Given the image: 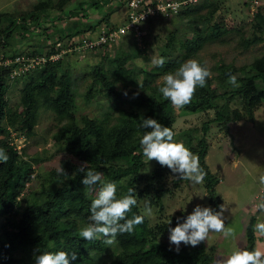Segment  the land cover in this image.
Masks as SVG:
<instances>
[{"label": "rangeland", "instance_id": "374dc122", "mask_svg": "<svg viewBox=\"0 0 264 264\" xmlns=\"http://www.w3.org/2000/svg\"><path fill=\"white\" fill-rule=\"evenodd\" d=\"M38 1L41 0H0V14L21 16L29 12ZM88 1L98 3L96 9L90 7L87 10H97L100 17L106 16L110 19L107 21L104 20L105 18L99 19L94 24L93 18L88 17L84 21L81 18L73 23L69 18L63 21L54 19L56 12L53 11L50 14L51 18L48 19L49 22L47 20L43 22V24H53L50 29L45 27L49 29L48 34L42 29L43 20L39 24V30L31 26L32 29L29 28L24 33L19 27L14 28L12 36L1 52L5 56L13 53L22 54L29 60L24 67H21L25 71L23 75L30 72L29 75H20L13 81L10 78L6 94L7 114L3 122L9 133V143L15 147L22 160L32 165L34 172L26 185L22 200L32 197V194L41 188L54 184L51 171L57 170L60 161L68 157L63 153L61 129L69 125L71 119L78 124L90 119L108 128L116 124L125 115V111H132L136 106L141 107L140 98L147 97V93L140 88L145 77L142 70L156 74L154 82L150 84L152 88L163 85V77L168 73H175L184 62L196 60L210 70L211 76L207 82H210L211 89L219 94L223 88L222 82L216 80L219 67L229 66L234 68L236 76H242L249 71V66L255 60L264 55V26L262 33L257 34L261 37V41L245 45L246 41L254 37L255 15H249L244 0H199L198 4L188 7L194 9L193 15L188 17L178 15L169 19L171 22L160 24L153 32L145 31L146 37L142 36L140 42L131 39L123 43L120 41L105 52L102 49L87 53L76 52L73 50L76 45L68 47L71 50L68 51V48L63 49L61 46L65 44L69 46L73 43V39L65 41L67 38L62 36V40L53 50L62 48L59 54L62 62L61 72L67 71L69 75L74 94L72 100L74 110L69 113V116L58 114L47 106L42 95H38L31 135H27L23 127L24 118L21 115L24 109V90L36 76L34 68L42 66L40 59H45V54L50 52L54 43L53 39L59 38V36L55 37L56 33L61 35L80 29L89 20L88 22L94 25V30L87 31L86 35L75 37V44L80 38L97 35L103 26L107 27L106 23L119 25L125 13L121 0ZM58 28H63V31L55 32ZM145 28L146 26L142 27L143 30ZM170 40L172 44L170 43L167 47L166 44ZM193 40L198 42L199 48L189 58L181 60L180 56L189 49L188 46ZM32 52H35V57L29 58L24 55ZM163 52L169 56L162 55ZM153 57H163L166 63L163 67L154 66L151 63ZM172 58L181 61L177 68L168 70L165 65L170 64ZM95 66H100L108 76L115 75V90L119 92L118 97L107 98L99 91L98 85H95L88 95L93 82L92 68ZM32 75L34 77L30 79ZM48 96L53 97L51 93ZM232 107L240 108L236 101L232 103ZM171 113L174 117L172 126L175 132L174 140L183 143L193 154H196L198 142L202 138L201 127L203 123L213 118L214 111L191 112L172 106ZM10 117L16 119L14 128L10 126ZM206 141L208 150L204 164L208 172L218 180L215 190L222 204L226 206L223 213L225 225L235 228L237 233L235 241L226 239L222 234L215 232L210 233L208 240H205L206 250L213 259L212 264H217L218 261L226 259L234 247L238 250H249L250 245L246 239L248 223L250 219H254L252 226L254 228L258 218L264 220V213L258 208L260 203H264V185L259 182V177L264 176V103L254 111L253 123L245 121L230 123L227 129L211 123ZM156 162L148 161L145 157L143 173L150 174ZM164 168L161 184L168 191L162 199L161 211L157 207H151L153 215L150 217L145 215L150 226L157 222L172 221L181 215L188 216L198 205L210 207L204 184L194 185L187 180L175 184L177 175L167 166ZM97 191H94L95 196ZM145 205L148 206L146 199L139 201V207L143 213ZM90 222V219L86 218L84 224L87 225ZM2 223L0 219V225ZM253 236L254 250L264 251V236H259L254 231ZM158 239L176 246L170 242V234ZM179 246L190 245L182 242ZM120 250L123 248L109 246L101 254L102 260L111 262ZM18 256L27 263L29 259L27 254L18 252Z\"/></svg>", "mask_w": 264, "mask_h": 264}, {"label": "trees", "instance_id": "16d2710c", "mask_svg": "<svg viewBox=\"0 0 264 264\" xmlns=\"http://www.w3.org/2000/svg\"><path fill=\"white\" fill-rule=\"evenodd\" d=\"M71 1L43 0L34 4L29 12L18 17L1 13L0 54L12 36L14 28L19 27L24 33L29 28L31 30V26L39 30L40 22L42 20L49 22L48 19L51 18L50 14L53 11L56 12L54 19L65 20L70 17H78L84 21L85 18H88L87 8L96 9L98 3L86 0L79 2L77 9L71 10L66 8ZM193 14L194 9L184 8L178 15L188 17ZM253 21L254 37L246 41L245 45L261 41V37L257 34L262 33L264 26L262 8L257 10ZM52 25L48 26L49 29ZM106 25L109 30L121 26L109 25V23ZM94 28V25L87 26V28L83 26L72 31L69 39H73V43L61 47L66 49L77 45L82 39L80 38L74 44L75 37L83 36ZM45 29L47 30L44 27L43 30L46 31ZM53 40L50 52L45 54L46 58L58 55L62 51V48L53 50L55 45L62 40V36ZM170 43L172 44V40L166 46L169 47ZM108 48V46H104L101 49L105 52ZM188 48L180 56L181 60L189 58L195 53L199 48L198 42L193 40ZM24 55L29 58L36 56L35 52ZM162 55L169 56L165 53ZM18 56H22V54L13 53L9 56L1 54L0 56V148H3L9 156L7 163H0V219L3 221L0 225V264H36V257L43 252L57 251H66L69 255L75 252L77 259L71 260L70 264H212L213 259L206 250L205 241L195 247L191 245L179 246L177 251V246L158 239L170 234V229L175 228L178 222L183 223L187 218L184 215L173 219L170 224V221L157 222L153 226L149 225L145 216L144 222L136 226L132 233L117 236L115 243L111 246L123 248V250H120L109 263L102 260L101 257V254L109 247L103 243V238L87 241L79 235L80 228L86 226L85 219L91 215V202L96 197L94 191L100 187L98 183L86 195V186L82 183L85 173L79 171L82 165L101 172L103 182L116 183L117 198L126 195L128 188L135 189L138 204L127 214V218L131 219L135 215L144 214L139 207V201L144 199L148 206L157 207L161 211L162 199L168 191L161 184L165 168L156 162L153 171L148 175L144 174L145 157L139 143L145 132L150 131V129L141 126L142 118L155 119L163 126L171 128L174 123L171 113L172 104L159 93V88L163 85L150 88L156 74L141 71L145 77L140 88L147 93V97L140 98L141 107L136 106L132 111H125V115L111 127H102L90 119L84 120L82 124L71 119L69 125L62 127L60 133L64 143L62 149L68 157L60 161L59 168L63 167L68 176L58 174L59 168L52 170L50 174L54 184L43 187L33 193L32 197L22 200L26 185L34 173L33 168L30 163L22 160L15 147L9 143V133L3 125L7 114L6 94L11 80L10 75L19 66L13 61ZM7 60H11V63L4 66L3 62ZM181 60L172 58L170 64H166L165 67L168 70L175 69ZM61 65L60 59L54 62L46 61L41 67L34 68L35 77L30 76V79L33 77L34 79L26 85L24 90V109L21 113L24 118L23 127L27 135H31L38 95H42L47 106L58 114L69 116V113L74 110L72 103L74 94L69 75L67 71L61 72ZM218 70L219 74L216 76V80L223 84L221 92L217 94L215 90L211 89L210 82H206L205 87L197 88L191 103L181 108L191 112L214 111L213 118L203 123L201 127L202 138L198 142L195 155L199 157L200 166L207 173L203 184L210 208L216 212L220 211L219 206L222 202L215 190L218 180L208 172L204 164L208 150L206 137L211 123L224 129H227L230 123L240 121L253 123L254 111L264 103V55L255 60L249 66V71L242 76H236L234 68L229 66H221ZM29 74L30 72L21 75ZM232 75L236 76L238 87L228 82ZM92 76L93 82L88 90V95L93 87L98 85L100 86L99 91L107 98L119 96V92L115 90V75L108 76L100 66H95L92 68ZM49 93L53 97H49ZM235 101L239 103L240 108L232 107V103ZM9 120L10 126L14 128L16 119L10 117ZM176 175L175 184L183 181L178 178V174ZM253 224L254 219H250L246 230V239L250 245L249 251L254 250ZM18 252L28 255L27 263L18 256Z\"/></svg>", "mask_w": 264, "mask_h": 264}, {"label": "clouds", "instance_id": "9594fccd", "mask_svg": "<svg viewBox=\"0 0 264 264\" xmlns=\"http://www.w3.org/2000/svg\"><path fill=\"white\" fill-rule=\"evenodd\" d=\"M151 63L163 67L166 61L163 57H153ZM210 76L211 72L207 67L196 60H188L175 73H168L163 77L164 83L159 88V93L165 100H169L174 108L180 109L191 103L197 88L205 87ZM228 82L233 86H239L234 75L229 77ZM141 126L150 129L139 141L143 156L148 161L155 160L161 166H167L173 173L178 174V178L190 181L194 185L204 183L207 173L200 166L199 157L183 143L174 140L175 132L171 127L163 126L151 118H142ZM8 160L9 156L0 148V163H7ZM57 171L62 176H68L63 167ZM79 171L85 173L82 183L86 186V195L94 186L100 184L96 197L91 202L89 217L91 222L79 230V235L83 239L93 241L103 238V243L111 246L118 235L132 233L136 226L142 224L145 215L149 217L153 215V209L145 205L143 215L127 218V214L138 204L135 189L128 188L126 195L117 198L116 183L103 182L101 172L87 168V165H82ZM259 182L264 185V176L259 177ZM219 207L220 211L216 212L210 207L198 205L183 223L178 222L175 228L170 229V242L177 246V251L182 242L195 247L208 240L212 232L235 241L237 236L235 228L226 226L223 218L226 206L222 204ZM258 208L264 213V203H260ZM253 231L259 236H264V220L258 218ZM76 259L75 252L71 255L66 251L43 252L36 257V264H70L71 260ZM217 264H264V251L238 250L234 247L227 258L218 261Z\"/></svg>", "mask_w": 264, "mask_h": 264}, {"label": "built area", "instance_id": "2783aa9c", "mask_svg": "<svg viewBox=\"0 0 264 264\" xmlns=\"http://www.w3.org/2000/svg\"><path fill=\"white\" fill-rule=\"evenodd\" d=\"M199 0H125L123 2L125 12L124 24L116 29L109 30L108 27L103 26L99 33L94 37L83 38L75 47L74 51L87 53L101 49L104 46L113 47L118 44L126 36L132 38L136 42H140L143 36L142 27L154 20L163 19L169 20L176 17L181 10L188 6L196 5ZM250 16H254L258 9L262 8L264 11V0H244ZM70 49H68L69 51ZM71 51V50H70ZM60 55H51L48 58L40 59L44 64L46 61L54 62L59 59ZM29 61L23 56H18L13 63L18 64V68L10 75L11 79L23 74L25 71L21 69L25 63ZM11 63L10 60L3 62V65ZM27 70V69H25ZM28 71V70H27Z\"/></svg>", "mask_w": 264, "mask_h": 264}, {"label": "crops", "instance_id": "0c3cea01", "mask_svg": "<svg viewBox=\"0 0 264 264\" xmlns=\"http://www.w3.org/2000/svg\"><path fill=\"white\" fill-rule=\"evenodd\" d=\"M41 1H43V0H41ZM41 1H38V2H41ZM120 1V0H119ZM125 0H121L120 1V3L121 4H123V2H124ZM152 1H158V0H152ZM37 2V3H38ZM79 2H84L83 0H72L70 3H69V5L66 7L67 9L68 8H70L71 10H73V9H77L78 8V3ZM124 12H126V10L124 11ZM87 14H88V17H91V19L94 21V24L97 22V20H99V19H103V18H105L104 20L105 21H107L108 19H110V17H100V15H99V12L97 11V10H87ZM175 18V17H174ZM64 19H62V20H60V21H63ZM66 20V19H65ZM69 20H71V22H76L77 20H78V17H70V19ZM120 20H121V18H120ZM124 20H125V13H123V15H122V20H121V22H119V25H122V23H124ZM89 20H87V24L84 26V28H87V26L89 27V26H92L91 25V23H89L88 22ZM93 21H92V23H93ZM164 22H171V20H163V19H154V20H152V21H150V22H148V23H146L144 26H146V28H145V30H143V36L144 37H146V32L145 31H147V33H148V30H149V32H153V31H155V30H157L158 29V27H159V25L160 24H164ZM42 24H43V21L41 22ZM66 24V23H65ZM49 26V24H43V27H42V29L44 28V27H48ZM62 27H66V26H62ZM50 28H51V26H50ZM63 28H58V29H56L55 30V32H62L63 30H62ZM151 29V30H150ZM67 30V29H66ZM47 34H48V32H49V29L48 30H46L45 31ZM72 31H68V32H66V33H64V34H61V35H59V34H57L56 33V35H55V37H57V36H64V37H66L67 39L65 40V41H67V40H69V35H70V33H71ZM87 33H85V35H86ZM89 35V34H88ZM47 36V35H46ZM128 39H131L132 40V38L131 37H129V36H126L123 40H122V43L123 42H125V41H127Z\"/></svg>", "mask_w": 264, "mask_h": 264}]
</instances>
